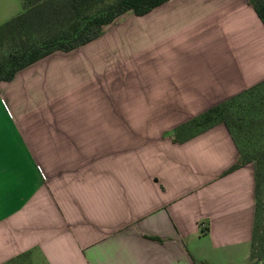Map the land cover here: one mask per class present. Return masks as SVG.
<instances>
[{"label":"crops","instance_id":"crops-1","mask_svg":"<svg viewBox=\"0 0 264 264\" xmlns=\"http://www.w3.org/2000/svg\"><path fill=\"white\" fill-rule=\"evenodd\" d=\"M263 80L247 0H170L0 82V264H248L254 165L170 135Z\"/></svg>","mask_w":264,"mask_h":264},{"label":"trees","instance_id":"trees-1","mask_svg":"<svg viewBox=\"0 0 264 264\" xmlns=\"http://www.w3.org/2000/svg\"><path fill=\"white\" fill-rule=\"evenodd\" d=\"M21 12L0 25V82L55 53H68L98 39L105 27L131 13L142 17L170 0H19ZM264 27V0H247ZM224 125L237 152L226 173L253 164L254 216L250 260L264 264L261 223L264 190V80L173 129L174 143H184Z\"/></svg>","mask_w":264,"mask_h":264},{"label":"rangeland","instance_id":"rangeland-1","mask_svg":"<svg viewBox=\"0 0 264 264\" xmlns=\"http://www.w3.org/2000/svg\"><path fill=\"white\" fill-rule=\"evenodd\" d=\"M262 143H263V146H264V134H263V137H262ZM262 200H263V211H262V217H261V223H262V226L264 227V190L262 192ZM254 261H256L258 264H261L260 263V259H259V255L257 252L254 253ZM247 263V262H246Z\"/></svg>","mask_w":264,"mask_h":264}]
</instances>
